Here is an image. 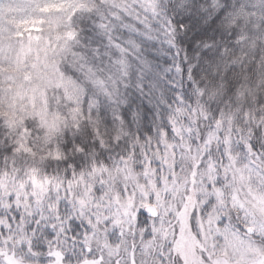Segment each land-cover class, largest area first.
Instances as JSON below:
<instances>
[{
	"label": "snow or ice",
	"instance_id": "1",
	"mask_svg": "<svg viewBox=\"0 0 264 264\" xmlns=\"http://www.w3.org/2000/svg\"><path fill=\"white\" fill-rule=\"evenodd\" d=\"M0 264H264V0H0Z\"/></svg>",
	"mask_w": 264,
	"mask_h": 264
}]
</instances>
